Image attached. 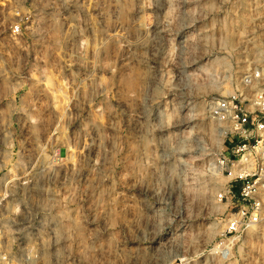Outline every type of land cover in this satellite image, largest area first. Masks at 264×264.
<instances>
[{
  "label": "rangeland",
  "instance_id": "rangeland-1",
  "mask_svg": "<svg viewBox=\"0 0 264 264\" xmlns=\"http://www.w3.org/2000/svg\"><path fill=\"white\" fill-rule=\"evenodd\" d=\"M263 70L264 0H0V264H264V218L214 249Z\"/></svg>",
  "mask_w": 264,
  "mask_h": 264
},
{
  "label": "built area",
  "instance_id": "built-area-1",
  "mask_svg": "<svg viewBox=\"0 0 264 264\" xmlns=\"http://www.w3.org/2000/svg\"><path fill=\"white\" fill-rule=\"evenodd\" d=\"M259 79V72H249L243 78V85ZM215 106L217 117L232 123L227 145L217 159L227 178L217 199L228 202L230 209L214 249L226 255L250 227L264 218V92L259 91L249 107L240 103L238 95L225 98ZM2 233L0 223V253Z\"/></svg>",
  "mask_w": 264,
  "mask_h": 264
},
{
  "label": "bare ground",
  "instance_id": "bare-ground-1",
  "mask_svg": "<svg viewBox=\"0 0 264 264\" xmlns=\"http://www.w3.org/2000/svg\"><path fill=\"white\" fill-rule=\"evenodd\" d=\"M247 15V14H246ZM244 16V15H243ZM243 22H246L245 21V18L242 19ZM264 73V70L262 71ZM262 73V74H263ZM260 82V81H259ZM256 86H258V80H255L254 82L248 84V85H243L242 86V91L245 92V91H248V90H252L253 88H257ZM260 88V87H259ZM258 91V90H257ZM259 92V91H258ZM257 92V93H258ZM217 103H215L216 105ZM222 136H224L226 134V131L225 129L221 132ZM262 219V218H261ZM216 225H214L213 227H215ZM217 229V227H215ZM215 228H212L213 230H215ZM258 230V225H253L252 227H250L248 230H247V236H252V234H254L256 231ZM256 234V233H255Z\"/></svg>",
  "mask_w": 264,
  "mask_h": 264
}]
</instances>
